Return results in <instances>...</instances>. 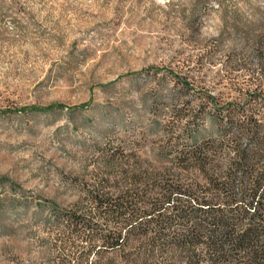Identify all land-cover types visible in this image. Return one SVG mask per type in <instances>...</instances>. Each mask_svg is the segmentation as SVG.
<instances>
[{"label": "rangeland", "instance_id": "rangeland-1", "mask_svg": "<svg viewBox=\"0 0 264 264\" xmlns=\"http://www.w3.org/2000/svg\"><path fill=\"white\" fill-rule=\"evenodd\" d=\"M263 25L264 0H0V264H61L45 204L88 213L133 168L203 184L173 159L193 131L216 138L228 105L258 107ZM146 244L125 255L172 258Z\"/></svg>", "mask_w": 264, "mask_h": 264}, {"label": "trees", "instance_id": "trees-1", "mask_svg": "<svg viewBox=\"0 0 264 264\" xmlns=\"http://www.w3.org/2000/svg\"><path fill=\"white\" fill-rule=\"evenodd\" d=\"M251 33H244L246 42ZM252 46L258 65H264V25ZM261 80L253 97L245 100L257 108L228 105L218 119L216 138L199 140L193 131L188 135L191 146L174 157L178 169L196 171L203 184L193 176V185L184 186L187 175H170L169 168L154 173L137 167L126 172L116 194H88V213L45 204L47 223L62 229L61 248L67 258L61 264H119L118 259L134 264L125 251L128 242L137 239L147 242L148 253H171L172 258H157L152 264H264ZM258 96L263 98L256 103ZM123 157L110 153L109 161ZM106 255L111 258H103ZM91 256L97 260L89 261Z\"/></svg>", "mask_w": 264, "mask_h": 264}]
</instances>
